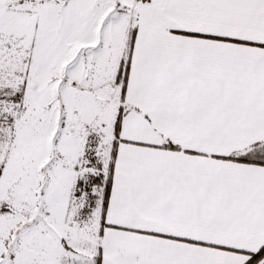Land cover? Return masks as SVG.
<instances>
[{
    "label": "snow or ice",
    "instance_id": "obj_1",
    "mask_svg": "<svg viewBox=\"0 0 264 264\" xmlns=\"http://www.w3.org/2000/svg\"><path fill=\"white\" fill-rule=\"evenodd\" d=\"M0 264H264V0H0Z\"/></svg>",
    "mask_w": 264,
    "mask_h": 264
}]
</instances>
